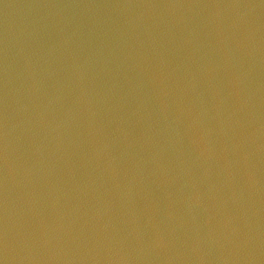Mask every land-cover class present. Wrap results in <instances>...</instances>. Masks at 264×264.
<instances>
[{
  "label": "water",
  "instance_id": "water-1",
  "mask_svg": "<svg viewBox=\"0 0 264 264\" xmlns=\"http://www.w3.org/2000/svg\"><path fill=\"white\" fill-rule=\"evenodd\" d=\"M0 264H264V0H0Z\"/></svg>",
  "mask_w": 264,
  "mask_h": 264
}]
</instances>
